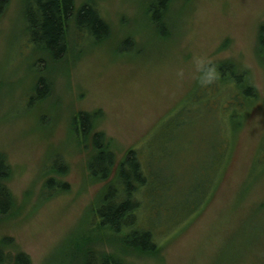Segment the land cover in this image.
Returning <instances> with one entry per match:
<instances>
[{
  "label": "rangeland",
  "instance_id": "1",
  "mask_svg": "<svg viewBox=\"0 0 264 264\" xmlns=\"http://www.w3.org/2000/svg\"><path fill=\"white\" fill-rule=\"evenodd\" d=\"M148 2L75 0L77 8L96 3L111 34L95 43V35L78 32L71 22L68 52L56 63L29 40L26 0H7L5 8L0 3V152L10 165L6 182L13 196L10 210L0 215V248L6 258L23 252L30 264H84L93 250L122 257L128 264H222L228 258L225 250L233 247L231 232H226L228 208L233 211L229 200L264 147V57L258 35L264 0H176L174 17L167 19L172 33L168 41L158 39ZM194 54L233 60L245 68L258 97L210 202L184 224L160 228L157 251H133L99 226L95 208L106 183L90 176L93 149L76 138L73 124L79 114L96 112L93 127L106 133L120 157V150L146 145L162 118L195 84ZM42 77L46 81L40 87ZM197 125L184 162L178 156L162 158L152 167L171 184L175 200L201 182L198 171L208 161L215 125L209 116ZM65 161L62 173L49 171L65 167ZM51 178L59 186H46ZM262 179L254 177L250 198H264ZM241 218L237 216L238 231ZM246 244L238 241L240 249Z\"/></svg>",
  "mask_w": 264,
  "mask_h": 264
},
{
  "label": "trees",
  "instance_id": "2",
  "mask_svg": "<svg viewBox=\"0 0 264 264\" xmlns=\"http://www.w3.org/2000/svg\"><path fill=\"white\" fill-rule=\"evenodd\" d=\"M175 2H148L147 12L158 39L168 41L172 38L169 29L171 23L167 19L174 17L171 14L176 9ZM0 3L4 7L7 0H0ZM25 14L29 40L44 58L53 63L62 61L68 52L67 36L71 22L78 32L95 35V43L111 34V27L96 3H86L77 8L75 0H26ZM258 35L264 57V22L259 26ZM213 62L218 67L219 79L208 87H202L196 80L179 99L175 110L162 118L161 126L147 138L146 145L120 150L121 157L113 150L112 141L106 133L93 127V118L95 121L98 118L96 112H83L75 118L76 138L79 137L83 143L89 142L93 149L88 159L90 176L96 183H106L95 208L99 226L112 231L117 240L121 238L122 245L133 251H157L160 228H176L193 214L200 213L210 202L231 162L235 141L243 129L250 106L258 97V90L251 82L249 72L233 60ZM179 79L181 83L183 79ZM39 81L42 87L46 80L42 77ZM215 111L220 113L216 114ZM205 116H209L215 126L208 161L198 171L201 182L190 190L181 191L176 202L171 197V184L165 181L163 173H154L152 167L162 158L168 160L178 156L184 162L188 158L185 155L191 143L190 135L198 132L197 124ZM263 149L261 147L257 156L253 157L247 179L229 200L228 207L233 206V211L231 213L228 208L229 225L226 232H231L229 240L233 247L225 250L228 258L222 264H264V198L249 196L250 186L255 183L254 177L263 178L261 181L264 182ZM66 165L65 161V167L53 166L49 171L56 169L61 172ZM10 171L6 155L0 152V215H5L12 206V192L6 182ZM54 182V178H51L46 186H59ZM147 210L150 214L145 219L142 214ZM239 215L242 218L238 231ZM239 240L247 242L241 249ZM3 252V248H0V264H30L26 253L18 252L11 259L3 256ZM84 264L128 263L122 257L97 254L93 250L87 254Z\"/></svg>",
  "mask_w": 264,
  "mask_h": 264
},
{
  "label": "clouds",
  "instance_id": "3",
  "mask_svg": "<svg viewBox=\"0 0 264 264\" xmlns=\"http://www.w3.org/2000/svg\"><path fill=\"white\" fill-rule=\"evenodd\" d=\"M192 67L195 78L202 87L211 86L219 79L217 65L205 55L194 54L192 57ZM177 76L182 79L184 71H178Z\"/></svg>",
  "mask_w": 264,
  "mask_h": 264
}]
</instances>
